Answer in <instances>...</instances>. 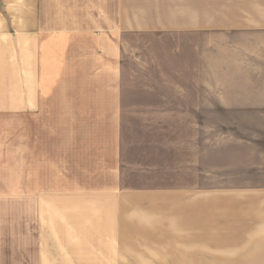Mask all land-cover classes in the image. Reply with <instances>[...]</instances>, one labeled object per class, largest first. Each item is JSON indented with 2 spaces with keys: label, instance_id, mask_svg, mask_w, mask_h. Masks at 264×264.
I'll list each match as a JSON object with an SVG mask.
<instances>
[{
  "label": "crops",
  "instance_id": "obj_1",
  "mask_svg": "<svg viewBox=\"0 0 264 264\" xmlns=\"http://www.w3.org/2000/svg\"><path fill=\"white\" fill-rule=\"evenodd\" d=\"M17 113L41 253L264 264V0H0V115ZM178 125L168 182L118 180L130 135ZM70 148L93 180L65 182Z\"/></svg>",
  "mask_w": 264,
  "mask_h": 264
},
{
  "label": "rangeland",
  "instance_id": "obj_2",
  "mask_svg": "<svg viewBox=\"0 0 264 264\" xmlns=\"http://www.w3.org/2000/svg\"><path fill=\"white\" fill-rule=\"evenodd\" d=\"M149 128L151 133L153 129H157V127ZM159 128L158 135L155 131L154 136H143L141 140H137V136L130 135L128 141L122 143L124 147L120 159L121 168L118 172L119 181L126 185H137L147 180L168 182L167 167L170 164L184 165L185 127L180 125L171 127V130L176 129L173 135L172 132L169 133L168 126ZM51 144L53 145L49 151L50 168L62 162V159H56L58 154L54 146L56 143ZM65 145L67 146L68 142H65ZM63 153L65 182H88L94 179L92 178L94 174L74 172L86 163L85 166L88 167L90 159L87 162L80 161V153L72 151L71 148L63 150ZM25 154L23 113L0 115V264H63L67 259L66 254L40 252L42 241L45 242L43 249H53L52 245L50 248L46 245L53 239L41 238L42 223L38 221L43 215V225L49 226L50 232L52 223L45 207L43 209L45 213L42 214L40 207L30 205V201L25 199ZM151 166L160 169L154 173L144 169ZM49 176L50 181L55 179V174ZM29 179L31 181V175Z\"/></svg>",
  "mask_w": 264,
  "mask_h": 264
}]
</instances>
